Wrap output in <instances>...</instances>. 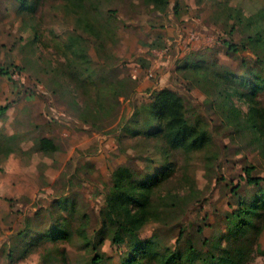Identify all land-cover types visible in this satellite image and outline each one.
<instances>
[{"label": "rangeland", "instance_id": "1", "mask_svg": "<svg viewBox=\"0 0 264 264\" xmlns=\"http://www.w3.org/2000/svg\"><path fill=\"white\" fill-rule=\"evenodd\" d=\"M31 1L34 10L24 14L18 0H0V105L9 104L0 113V165L10 151L41 161L13 177L0 168V264H85L94 255L86 240L95 235L103 236L104 264L118 262L126 246L105 234L104 197L117 165L154 171L165 162L155 140L126 128L134 105L163 86L184 96L209 141L169 154L171 173L155 185L139 237L157 231L169 243L180 222L190 223L180 242L186 254L206 255L212 239L237 241L248 249L243 264H264V209L257 228L242 234L225 222L262 188L247 182L245 168L264 178V36L251 41L254 25L231 27L234 8L264 23V0H170L163 10L142 0L86 1L80 11L101 25V39L83 28L73 0ZM80 47L89 61L78 57ZM185 61L203 69H183ZM248 69L261 77L254 93L253 83L245 86L251 101L229 84L230 76L252 77ZM39 137L55 148L40 149ZM58 222L68 234L42 236Z\"/></svg>", "mask_w": 264, "mask_h": 264}, {"label": "trees", "instance_id": "2", "mask_svg": "<svg viewBox=\"0 0 264 264\" xmlns=\"http://www.w3.org/2000/svg\"><path fill=\"white\" fill-rule=\"evenodd\" d=\"M94 3L92 0H73L76 7V16L82 21L83 28L96 38H102L101 25L94 20L90 13L80 11L84 2ZM145 5L157 7L161 10L168 7L170 0H142ZM22 13H32L35 3L31 0H18ZM79 8V9H78ZM174 13H177V4H173ZM232 28H246L251 25L253 31L247 35L251 41H257L264 36V23L258 13L245 15L239 8L232 9ZM96 21V22H95ZM229 50L237 51L238 46L230 38L222 41ZM80 55V56H79ZM78 57L89 61L83 48H78ZM255 59V58H254ZM203 62V61H202ZM203 64V63H202ZM185 61L183 69L201 70L203 65ZM247 76L240 79L229 77V84L233 85L236 95L245 100L253 98L254 88L261 83L259 73L248 69ZM232 80H235L232 82ZM247 82L253 83L252 92L247 91ZM9 104L0 105V113L5 111ZM133 135H142L155 140L163 150L165 162L154 171L135 170L127 164H119L112 172L111 186L105 194L102 223L103 228L110 234L111 241L118 247L126 246L120 252L118 262L110 264H243L248 254L247 247L242 245H223L212 239L207 245L206 255L201 253H187L181 245L183 231L190 227V223H179L178 232L172 242H163L157 231L147 238H140L139 229L149 220L152 213L149 210L150 199L155 185L165 179L170 173L173 163L168 160L169 154L175 150L189 152L203 147L209 141V132L203 125V120L195 116L190 118L187 111L186 100L177 90L163 86L152 89L148 94V102L134 105L130 121L126 124ZM36 145L40 149L50 150L55 146L51 139L39 137ZM246 180L255 187L264 191V178L253 176L251 167L245 168ZM258 189V190H260ZM249 199H240L241 203L236 210L227 214L226 224L230 232L238 231L242 234L246 227L256 229L257 219L264 209V194L258 193ZM263 193V192H262ZM65 199H58L57 204L66 206ZM200 230V229H199ZM229 232V233H230ZM68 234L66 226L54 223L42 236L55 239ZM103 236H92L86 240L94 255L85 264H104L107 256L101 252L100 245Z\"/></svg>", "mask_w": 264, "mask_h": 264}, {"label": "clouds", "instance_id": "3", "mask_svg": "<svg viewBox=\"0 0 264 264\" xmlns=\"http://www.w3.org/2000/svg\"><path fill=\"white\" fill-rule=\"evenodd\" d=\"M27 161L26 163L24 161ZM40 157L38 154L33 153L30 158H22L16 151H10L7 153L4 162L0 165L3 169V174L5 177H13L20 174L22 171H35L36 166L40 163ZM6 181L0 179V195L5 194L3 185ZM9 184L10 180L7 181Z\"/></svg>", "mask_w": 264, "mask_h": 264}, {"label": "crops", "instance_id": "4", "mask_svg": "<svg viewBox=\"0 0 264 264\" xmlns=\"http://www.w3.org/2000/svg\"><path fill=\"white\" fill-rule=\"evenodd\" d=\"M169 5H170V4H169ZM169 5H168V7H169ZM168 7H167V8H168Z\"/></svg>", "mask_w": 264, "mask_h": 264}]
</instances>
